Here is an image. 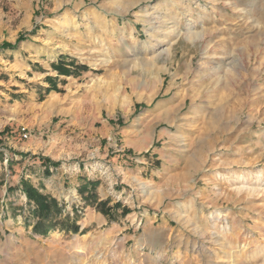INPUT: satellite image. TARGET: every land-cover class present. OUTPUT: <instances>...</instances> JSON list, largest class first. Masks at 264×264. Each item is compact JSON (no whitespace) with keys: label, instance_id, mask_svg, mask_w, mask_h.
Instances as JSON below:
<instances>
[{"label":"rangeland","instance_id":"rangeland-1","mask_svg":"<svg viewBox=\"0 0 264 264\" xmlns=\"http://www.w3.org/2000/svg\"><path fill=\"white\" fill-rule=\"evenodd\" d=\"M19 35L0 49V264H264V0H0V45ZM61 54L89 69L49 86ZM22 178L63 206L47 232Z\"/></svg>","mask_w":264,"mask_h":264},{"label":"trees","instance_id":"trees-1","mask_svg":"<svg viewBox=\"0 0 264 264\" xmlns=\"http://www.w3.org/2000/svg\"><path fill=\"white\" fill-rule=\"evenodd\" d=\"M25 38L26 37L24 35H19L15 43L4 41L1 43L0 49H13L16 47L19 41ZM70 62H74V60L72 59ZM66 64L68 63H65L63 59L61 60L59 59L57 64L54 65L55 66L54 69L58 71V74L74 75L75 73L71 69L66 67ZM76 66L80 71H86L89 69L88 66L84 64L76 65ZM49 80H51V77L49 76L45 77V81H49ZM51 88L55 89L54 87ZM57 91L59 90L57 89ZM45 160L47 161L48 159L46 158ZM45 171L48 172V169H45ZM96 183L97 182L92 181L91 188L93 189V191L88 195H86L87 201L89 200L88 198L95 201L96 193L94 192V189L96 187ZM20 185H21L20 191L25 194L27 202L30 205H33V208L30 209V215L37 218V220L33 224V230L35 232H42V231L47 232L49 228L57 226L58 221L54 218L60 216L63 209L62 204L58 202V200L55 197L40 192L28 179L22 178ZM79 192L82 194L83 190L79 188ZM107 202L108 200L106 199L105 201H98V203L96 204L97 209L103 214H108L110 212L109 207L106 206ZM118 205L120 204L115 203L114 206L117 207ZM123 212L126 213L127 209H124ZM68 221H70V216L66 214L64 215V219L59 221V224L60 222H62L61 227H63L64 229H71L73 232H76L78 230V224H76L75 219L73 218L69 223Z\"/></svg>","mask_w":264,"mask_h":264},{"label":"crops","instance_id":"crops-1","mask_svg":"<svg viewBox=\"0 0 264 264\" xmlns=\"http://www.w3.org/2000/svg\"><path fill=\"white\" fill-rule=\"evenodd\" d=\"M0 51H2V50H0ZM4 51V50H3ZM62 57V58H61ZM59 59L61 60V59H63V61L65 62V63H68V64H66V67H68L69 69H71L75 74L74 75H79V73L81 72L77 67H75V64H76V62L74 61V62H70L71 60H72V58H70L68 55H66V54H61V55H57V57L52 61V63H51V65H50V68H51V71H53L54 72V74H52V75H48L49 77H51V80H49V81H45V82H47V84L49 85H51V86H57V81L59 80V78L60 77H62V78H64V77H69V76H71V75H64V74H58V71L57 70H55L54 69V65L55 64H57V62L59 61ZM45 77V76H44ZM45 80V79H44ZM45 174V173H44ZM92 181L93 180H90V179H85V180H83V184L81 185V189L83 190V193H82V195H83V197H84V199L86 200L87 199V196L86 195H88L89 193H91L92 191H93V189L91 188V183H92ZM31 182V181H30ZM32 183V182H31ZM33 184V183H32ZM34 185V184H33ZM35 186V185H34ZM40 187L41 188H43L42 187V184H40ZM89 199V198H88ZM109 200V198H105V199H103V198H97V203H98V201H105V200ZM110 201H108L107 202V204H106V206L107 207H109L110 205H108V203H109ZM110 204V203H109ZM109 209H110V212L108 213V214H106V215H110L111 213H112V211H114V210H116L115 208H113V206H111V207H109ZM114 209V210H113ZM128 212V211H127ZM126 212V213H127ZM114 213V212H113Z\"/></svg>","mask_w":264,"mask_h":264}]
</instances>
